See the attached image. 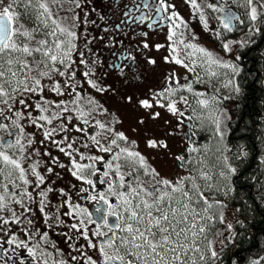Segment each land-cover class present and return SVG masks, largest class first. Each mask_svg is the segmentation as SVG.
Returning <instances> with one entry per match:
<instances>
[{"label": "flooded vegetation", "instance_id": "flooded-vegetation-1", "mask_svg": "<svg viewBox=\"0 0 264 264\" xmlns=\"http://www.w3.org/2000/svg\"><path fill=\"white\" fill-rule=\"evenodd\" d=\"M40 2L48 3L52 19H37L42 11L38 6L30 8L27 14L23 7H18L15 11L21 16L17 24L30 19L32 28L38 29L34 33L36 40H47L53 54L64 62H48V68L57 71L50 72V78H40L42 91L24 92L21 86V91L0 98V124L4 125L0 128V150L17 146L13 160L23 169L24 182L30 184L25 191L15 189L12 182L3 185L7 196L0 201V264H88L89 257L97 264H105L99 251L105 238L94 235L97 223H102L96 210L106 211L108 207L99 197L105 196L121 213L125 205L120 193L124 192L135 204L139 198L128 195L131 188L151 191L158 179L175 184L190 178L184 167L189 166L187 154L197 142L193 119L202 110L192 109L189 101L184 102L183 95H197L196 74L183 62L177 63L172 55L180 47L192 44L221 59L211 72L220 85L221 93L216 94L223 102L231 100L236 104L242 95L235 87L237 77H251L253 66L262 63L264 4L261 0L251 5L247 2L244 11L235 0H195V6L192 0ZM253 6L256 20L251 19ZM57 25L65 32L61 33ZM53 30L56 35H49ZM68 32L75 35L69 36ZM57 41L63 42L60 49L55 48ZM225 43L229 44L227 50ZM66 51L70 52L67 58L63 57ZM224 64L232 67H223ZM40 68L48 70L43 64ZM260 69L254 76L262 77ZM55 84L59 85L60 94L52 90ZM141 101H147L151 107L142 106ZM37 104L49 111L41 112ZM170 104L175 112L169 109ZM263 110L260 103L258 114ZM52 114L58 118L50 124L39 119ZM46 130H54L49 139H45ZM103 131L111 135L109 140L116 138L115 145L103 143ZM120 134L124 139L119 138ZM150 141L156 146H149ZM8 143L12 147H7ZM122 150L139 154L131 158L136 164L126 165L131 168L127 173L113 161ZM256 155L258 204L264 208V138ZM73 161L84 166L78 172L82 179L72 174L77 171ZM152 170L159 175L153 176ZM37 174L43 177V183ZM158 187L172 192L163 185ZM159 194L149 196L141 192L140 196L151 203ZM93 196L95 200L91 199ZM89 219L96 223H89ZM108 219L110 223L116 222L115 217ZM99 230L108 231L106 227ZM85 233L88 239L84 238ZM122 235L127 234L117 232L118 237ZM89 240L96 247H89ZM106 251L116 254L115 249ZM119 254L124 255V249ZM130 259L134 257L126 256L125 264ZM168 259H172L171 253ZM174 264H183L182 259Z\"/></svg>", "mask_w": 264, "mask_h": 264}, {"label": "snow or ice", "instance_id": "snow-or-ice-1", "mask_svg": "<svg viewBox=\"0 0 264 264\" xmlns=\"http://www.w3.org/2000/svg\"><path fill=\"white\" fill-rule=\"evenodd\" d=\"M58 0H52V3H57ZM193 5L195 6V0H192ZM248 4L251 5L253 0H247ZM38 6L42 11L39 12L37 19L40 17H47V19H52V14L49 9L47 2H40V0H0V98L9 97V91L5 88V85H8L11 88L13 93L21 91L24 92H38L42 91L43 85L41 84L40 78H50V72L57 71L55 68H48V61H51L53 64L56 62L63 63L64 59L59 57L56 54H53L52 49L47 48L46 45L48 41L45 39L36 40L34 33L38 31L36 28L29 29L23 23L17 24V21L20 19L21 13L15 11V8L23 7L25 14L28 13L30 8ZM77 6L79 4L77 3ZM175 15V13H173ZM256 8H252L251 19L256 20ZM171 19V17H169ZM53 24H56V21L52 20ZM47 25L45 24V27ZM228 27V24L224 25ZM57 28L61 33L65 32V29L57 25ZM51 36L56 35V30H53L49 33ZM69 36H74L72 32H68ZM22 38V40L20 39ZM62 41L55 42V48L60 49L62 46ZM147 46V45H145ZM74 47V46H73ZM225 50L229 48V44H224ZM203 52V49H199ZM36 54H40L42 59H36ZM83 55V54H81ZM70 56V52L66 51L63 53V57L67 58ZM31 57V60L28 58ZM177 63L180 61L177 60ZM44 65L47 71L42 70L40 65ZM15 67L16 70H13ZM223 67H230V65L224 64ZM35 72L36 75L33 76L32 73ZM10 74V75H9ZM60 75H64L63 72H60ZM87 75V73H86ZM23 76L22 79L19 77ZM13 79H15V87H12ZM28 79L33 81L32 85L28 84ZM90 84H93L92 81H89ZM95 87V85L93 84ZM52 90L57 94H60V87L58 84L52 85ZM238 90V89H237ZM7 103V99L4 100ZM21 104L24 103V100L20 101ZM201 103H206L201 101ZM142 106L151 107L147 101H141ZM59 107V105H57ZM169 109L175 112L174 105L170 104ZM37 108L41 112L49 111L46 107L41 104H37ZM58 118L57 114H52L51 117L41 115L40 120L51 123L52 119ZM35 123V121H33ZM4 127L3 124H0V128ZM19 127V125H18ZM104 127V125H100ZM54 131V130H53ZM53 131H45V139H49L53 135ZM120 139H124L123 135H119ZM17 144H20V141H16ZM30 143V142H29ZM115 141H113V144ZM7 147H12L11 143L6 145ZM149 146L155 147L156 143L150 141ZM71 147V145H69ZM23 150V146H21ZM61 152H64V148L59 149ZM123 151V150H122ZM68 154V153H66ZM129 156H138L136 153H128ZM0 158L7 164L13 165L16 169L21 171V179L23 180V169H21L20 164L16 160H12L8 155L0 152ZM117 157H114V159ZM141 166L143 164V158L140 157ZM73 167L77 169L76 172L72 174L77 176L78 179H82L79 176V170H82L83 165L77 164L73 161ZM111 168V165H109ZM49 172L52 171L51 168L48 169ZM33 172L35 173V167H33ZM119 175V172L117 171ZM153 176H158L159 174L152 170L151 173ZM104 176L107 177L108 173L105 172ZM37 178L43 183V177L37 174ZM121 187L124 186L123 181L124 177L120 176ZM26 182V181H25ZM87 183L91 184V180H87ZM158 185H163L164 187L171 188L172 193H181L184 197H189V192L184 191L183 189V179L177 183H173L168 179H158L156 184L152 186V190L148 191L142 187L131 188L130 193L133 198H139L138 203H133V200L128 199L124 192L119 194V197L123 204L125 205L124 211L117 213L114 206L109 203L108 199L101 195L99 200L103 201L107 205V210L97 209V213L100 214L102 223H97V230L94 235L97 237H104L99 251L104 258L105 264H112L114 261H119L120 264H125V257H134V259L127 260L126 264H136L137 261L142 262V264H174L175 261L181 259L179 249L184 248L185 246L180 244L177 240H173V236L179 238L184 229L181 228L179 231L172 226L171 217L177 215V209L169 208L168 211L161 209V204L163 201L168 198L171 199V196L168 192L161 191ZM111 190V186H110ZM199 191V190H198ZM143 192L146 195H154L156 192H160V195L156 196L155 199L150 203L148 200L143 199L140 196V193ZM43 196L44 193H41ZM190 198V197H189ZM203 198V197H202ZM3 198L0 197V200ZM91 199H96L95 196ZM2 206V205H0ZM210 206V205H209ZM184 208H187L188 205L184 204ZM153 210L159 213V215H153ZM43 211V208L41 209ZM115 217L116 222L110 223L108 217ZM184 220H187V217H183ZM7 223V221H5ZM83 223V221H81ZM89 223H96V221L89 219ZM73 227H77L73 225ZM101 227H106L107 232L100 231ZM201 232L204 231L203 228L200 229ZM117 232L126 233L127 235L117 236ZM111 233V236H109ZM85 239H88L87 234L85 233ZM118 241V242H117ZM12 241H9L11 243ZM89 247H96L89 240ZM106 249H115L116 254L111 255L106 251ZM124 249V255L119 254L120 250ZM186 250V249H185ZM29 253H32V250L29 249ZM172 254V259H168V254ZM213 256H216V253H212ZM203 259V257H201ZM88 264H97L96 261H93L91 257L88 258Z\"/></svg>", "mask_w": 264, "mask_h": 264}, {"label": "rangeland", "instance_id": "rangeland-1", "mask_svg": "<svg viewBox=\"0 0 264 264\" xmlns=\"http://www.w3.org/2000/svg\"><path fill=\"white\" fill-rule=\"evenodd\" d=\"M255 1L253 0L252 3H255ZM261 1L264 4V0ZM235 3L244 11L247 10V0H235ZM29 20L23 24L32 29V23ZM177 30L178 33H181L180 27ZM20 39L22 40V38ZM178 39L182 40L180 37ZM178 42H175V44L178 45ZM46 47L51 49L49 43ZM196 48L192 44H186L180 47L177 54L172 55L196 74L194 80L197 83L196 97L194 95H183V98L184 102H190L192 109L202 110L193 119L196 125L194 134L197 142L196 147L193 148L194 150L187 154L189 166L184 167V172L190 174V178L183 181V189L189 192L190 198L182 196L179 192H168L171 199L166 198L160 207L164 211H168L169 208L177 209V215L173 218L170 214V219H172V226L177 231L181 228L184 229V233L179 238L173 236V240L178 239V242L185 246L179 249L183 264H194L195 261H197V264H210L212 253L217 254L222 245L224 232L228 233L226 231L234 221L233 211L222 208L225 207L223 203L232 184V175L229 168L225 166L224 146L220 139L221 133L226 130L228 120L233 117L236 104L231 100L227 102L214 101L220 98L216 93H221V91H218L220 85L215 81V78H212L211 72L212 68H215V63L221 59L213 56L208 51L199 52V49ZM28 59L31 60V57ZM36 59H42L40 54H36ZM230 66L232 67V64ZM13 70H16L15 67ZM19 78L22 79L23 76ZM223 78L228 79L225 76ZM27 82L31 84L33 81L28 79ZM15 86V79H13L12 87ZM5 88L9 91V94L12 93L8 85H5ZM211 91L215 93H210ZM201 101L206 103L202 104ZM102 136L104 137L103 143L110 142L113 144V141H115L114 145L116 144L115 137L109 140L111 136L109 133L103 131ZM16 149L17 146H14L10 150H0V152L8 155L13 160L17 154ZM115 157L117 158L113 161L117 162L120 168H124L125 173L131 170L126 165L136 164V161L131 159L132 156H129L127 151H122ZM8 182H12L13 187L21 191H25L30 186V184L24 182V179H21L18 169L5 163L0 158V197L2 198L7 196L6 192H3V185ZM184 204H187L188 207L184 208ZM153 215H159V213L153 210ZM185 216L187 220L183 219ZM201 228L204 229L203 232L200 231ZM250 264H264V250Z\"/></svg>", "mask_w": 264, "mask_h": 264}, {"label": "trees", "instance_id": "trees-1", "mask_svg": "<svg viewBox=\"0 0 264 264\" xmlns=\"http://www.w3.org/2000/svg\"><path fill=\"white\" fill-rule=\"evenodd\" d=\"M260 68L262 77L254 76ZM235 87L242 95L220 139L225 166L232 175L222 208L233 211L234 221L210 264H250L264 250V208L258 204L256 155L264 138V110L258 114L259 104L264 106V55L262 63L253 66L251 77H237Z\"/></svg>", "mask_w": 264, "mask_h": 264}]
</instances>
